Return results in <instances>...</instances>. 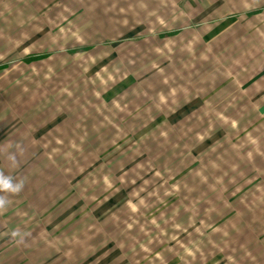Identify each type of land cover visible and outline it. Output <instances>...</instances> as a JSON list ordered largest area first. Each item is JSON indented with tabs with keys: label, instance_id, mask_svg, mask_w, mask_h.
Segmentation results:
<instances>
[{
	"label": "rangeland",
	"instance_id": "374dc122",
	"mask_svg": "<svg viewBox=\"0 0 264 264\" xmlns=\"http://www.w3.org/2000/svg\"><path fill=\"white\" fill-rule=\"evenodd\" d=\"M263 73L264 0H0V264H264Z\"/></svg>",
	"mask_w": 264,
	"mask_h": 264
},
{
	"label": "crops",
	"instance_id": "0c3cea01",
	"mask_svg": "<svg viewBox=\"0 0 264 264\" xmlns=\"http://www.w3.org/2000/svg\"><path fill=\"white\" fill-rule=\"evenodd\" d=\"M260 11H261L260 9L254 10L251 13H254V12L258 13ZM86 46H88V45H86ZM79 47L83 48L81 46H79ZM80 48H78V47L71 48L69 51L76 53V52H78V50ZM90 48H92V44H89L88 47H85V50L87 51ZM27 57H29V55ZM262 78H264V73L259 75V76L258 75L255 76V78H254L255 80L253 79L254 81L252 82V84L254 82H256L257 80L262 79ZM250 87H252V86H250ZM263 97H264V86L259 90H258V87H253L250 90V94L248 97L249 102H251V103L255 102V104H256L260 100V103L258 105L256 104V106L255 105L254 106L257 109H259V112H261V114L262 113L264 114V98ZM38 139L44 140L43 138H38ZM48 139H49V137H48ZM13 166H9V168H10L9 170L11 172H12ZM27 168H29V166ZM27 168H26V170H24V172H27ZM4 171H6L5 168L3 166H0V173H2ZM12 184L14 186L19 185V184H15V183H12ZM22 184L24 185V182H22ZM28 187H31V190H32V188H34L33 184H31V183ZM36 188H37V190H39V187H36ZM0 189H2V188H0ZM35 197L37 199H39L42 196L39 194V191H33L32 190V192H30V198L27 199L29 201V205H31V203H33L32 201ZM123 197H124V195L121 193L120 195H117L115 198H110L109 200H106V202L103 204L100 203L101 205L99 206V209L97 210V212H95V214H93L91 216V220H102L103 221V217L105 215H107L112 210L113 206L116 205L117 203H119V201H121L123 199ZM34 203L37 204L38 202L34 201ZM77 218H79V217H77ZM82 218H83V216H82ZM110 230H111V228H110ZM106 232L108 233V229H106ZM89 234L92 237L91 239H97L98 240V237H100V238L102 237L103 231H101V232L89 231ZM91 239L89 240L90 242H92ZM113 243H114L113 237L111 238V240L107 239L104 242H102V240H101V243H99V244L96 243V244L92 245V243H87L85 245V247H86L85 252L87 253L86 256L79 258V260H77V258H71V256H69V257L63 256L60 258V260H58V264H80V263L83 264L87 261H95V262H97V264H130V261L119 260V257L113 255L114 253L117 252L116 249L118 247V246H115ZM0 248H1L0 254L2 253V251H4L5 254H8L7 257L11 256V253H13V255L8 259V261L10 259L14 260V257H15L14 253H16L17 251L26 253L27 257H29L30 259H34V254L38 253V251H39V250H35L33 240L30 241L27 237H25V239H19L18 241H16L15 248H13V247L9 248L8 251L6 248H3L2 246ZM17 248H19V250ZM42 248H43V244L41 243V249H40L41 251L45 249V248H43V249ZM118 249H119V247H118ZM80 251H82V246H78L77 251H75L73 249V252L75 254L77 252L80 254ZM118 251H120V250H118ZM108 252H110V254ZM103 254H106V256L104 257ZM75 256H77V255H75ZM32 262H34V261H32ZM42 262L45 264L46 260L44 259V261H42Z\"/></svg>",
	"mask_w": 264,
	"mask_h": 264
},
{
	"label": "clouds",
	"instance_id": "9594fccd",
	"mask_svg": "<svg viewBox=\"0 0 264 264\" xmlns=\"http://www.w3.org/2000/svg\"><path fill=\"white\" fill-rule=\"evenodd\" d=\"M19 185L14 186L11 182L10 177H4L2 173H0V188L10 191H18ZM4 204V200L0 199V206ZM15 235V233H13Z\"/></svg>",
	"mask_w": 264,
	"mask_h": 264
},
{
	"label": "trees",
	"instance_id": "16d2710c",
	"mask_svg": "<svg viewBox=\"0 0 264 264\" xmlns=\"http://www.w3.org/2000/svg\"><path fill=\"white\" fill-rule=\"evenodd\" d=\"M37 57H39V56H37ZM28 61H31V58H28Z\"/></svg>",
	"mask_w": 264,
	"mask_h": 264
}]
</instances>
